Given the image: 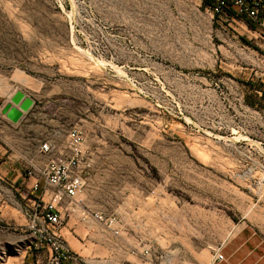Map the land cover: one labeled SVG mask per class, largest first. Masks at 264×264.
<instances>
[{
    "label": "rangeland",
    "instance_id": "1",
    "mask_svg": "<svg viewBox=\"0 0 264 264\" xmlns=\"http://www.w3.org/2000/svg\"><path fill=\"white\" fill-rule=\"evenodd\" d=\"M260 40L213 16L203 0H0V175L13 167L25 173L38 144L62 145L74 127L90 135L107 128V141L127 143L138 157L165 155L174 141L178 169H189L190 158L208 167L203 180L167 182L177 204L219 187L226 215L239 219L246 210L264 220V102L249 91L248 74L236 71ZM216 83L223 109L211 94ZM236 84L257 101L255 117ZM18 89L36 103L14 123L3 109ZM27 203L2 181L0 264L45 258L27 228ZM95 253L110 254L102 245Z\"/></svg>",
    "mask_w": 264,
    "mask_h": 264
},
{
    "label": "crops",
    "instance_id": "2",
    "mask_svg": "<svg viewBox=\"0 0 264 264\" xmlns=\"http://www.w3.org/2000/svg\"><path fill=\"white\" fill-rule=\"evenodd\" d=\"M203 1L210 11L209 0ZM216 16L222 21L239 23L261 39V44H257L259 49L249 52V60H243L244 63L241 61L236 71L248 74L253 84L249 91L264 102V39L250 21L238 16L233 10ZM235 86L240 104L241 100L245 103V112L249 117H255L259 112L257 101L254 104L246 103L249 95H245L244 85ZM211 90L217 109H223V89L216 83ZM22 91L26 97H31ZM77 128L84 134V150L92 159V167L77 200L64 196L56 203L63 218L61 234L76 255V259L67 264H101V260L106 264H264V226L260 222L264 221L263 216L252 221L246 210L239 219L226 215L224 190L219 187L212 190L211 194L208 189L202 188L195 193L194 201L185 204H177L176 198L167 192V182L170 180H203L209 174L206 165L191 158L189 169H178L176 142L168 143L169 152L165 155L148 152L141 158L134 152L126 151L127 143L118 142L114 146L107 141V135L111 136L107 128H99L98 132L91 135L81 126ZM40 144L34 154L33 159L36 160H32L37 163L44 160L39 150ZM56 152H68V135L66 141L57 146ZM178 171L182 173L179 177ZM213 174L218 180H223L219 172ZM0 177L28 200L38 196L49 201L55 193V189L48 188L43 179H40V189L34 190V179L28 178L19 167H13L8 174ZM235 193L236 197L241 196V191ZM232 209L235 210V207ZM85 211L118 216L121 220L120 233L115 234L97 219L83 220ZM236 211L240 212V205ZM100 245L110 253L104 258L96 257L95 251ZM122 249L128 251L127 259L118 253ZM218 249L224 255L223 260L214 258L215 250ZM133 250L137 252L132 253ZM46 255L47 251H44Z\"/></svg>",
    "mask_w": 264,
    "mask_h": 264
},
{
    "label": "built area",
    "instance_id": "3",
    "mask_svg": "<svg viewBox=\"0 0 264 264\" xmlns=\"http://www.w3.org/2000/svg\"><path fill=\"white\" fill-rule=\"evenodd\" d=\"M209 9L215 15H223L228 10H233L238 16L250 21L259 36L264 39V0H209ZM84 143L83 132L74 127L68 133L67 153L56 152L55 143L44 141L39 149L45 156L44 160L40 163L30 160L26 167L25 175L34 179L32 185L34 190L40 189V179L45 181L48 188L55 189L51 200L47 201L37 196L30 198L26 206L27 228H34V246L47 251L45 258L37 261L36 264H67L75 258L61 234L63 218L56 203L64 196L77 200L86 185L92 159L84 150ZM1 184L0 177V187ZM89 218L99 220L115 234L120 233L121 220L114 214L83 212L82 219ZM136 252V250L132 251V253ZM214 258L224 259L220 249L215 250Z\"/></svg>",
    "mask_w": 264,
    "mask_h": 264
},
{
    "label": "water",
    "instance_id": "4",
    "mask_svg": "<svg viewBox=\"0 0 264 264\" xmlns=\"http://www.w3.org/2000/svg\"><path fill=\"white\" fill-rule=\"evenodd\" d=\"M12 102L5 105L3 112L10 120L17 123L34 105V99L26 97L22 90H17L11 98ZM14 103V104H13Z\"/></svg>",
    "mask_w": 264,
    "mask_h": 264
},
{
    "label": "trees",
    "instance_id": "5",
    "mask_svg": "<svg viewBox=\"0 0 264 264\" xmlns=\"http://www.w3.org/2000/svg\"><path fill=\"white\" fill-rule=\"evenodd\" d=\"M242 39H243L244 42L250 44V42L248 40H246V38H242ZM254 47L259 49L257 46H254ZM246 102H248L249 104H254V101L252 99L250 100L249 98H246Z\"/></svg>",
    "mask_w": 264,
    "mask_h": 264
},
{
    "label": "bare ground",
    "instance_id": "6",
    "mask_svg": "<svg viewBox=\"0 0 264 264\" xmlns=\"http://www.w3.org/2000/svg\"><path fill=\"white\" fill-rule=\"evenodd\" d=\"M28 229L34 235V228H28Z\"/></svg>",
    "mask_w": 264,
    "mask_h": 264
}]
</instances>
